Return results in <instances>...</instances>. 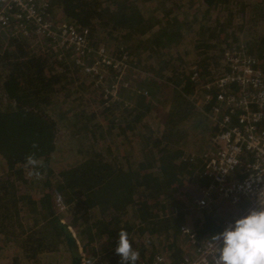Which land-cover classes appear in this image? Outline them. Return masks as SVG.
I'll return each instance as SVG.
<instances>
[{
	"label": "trees",
	"instance_id": "obj_1",
	"mask_svg": "<svg viewBox=\"0 0 264 264\" xmlns=\"http://www.w3.org/2000/svg\"><path fill=\"white\" fill-rule=\"evenodd\" d=\"M45 1V21L86 29L92 48L103 43L109 54L119 55L114 60L126 54L127 63L143 72L136 90L124 92L129 107L111 118L113 104L103 99L95 109L85 100L93 77L84 67L95 62V54L62 49L16 19V12L9 14L0 28V235L5 241L16 237L22 211L46 224L34 232L37 237L16 243L21 254L13 264H56L64 250L70 264L60 219L76 231L93 264H120L115 248L122 229L139 252L136 264H152L155 254L165 264H180L187 255L182 225L192 229L189 242L221 229L219 215L191 209L209 183L205 160L216 133L209 107L200 111L192 96L239 33L264 71V0ZM109 124L118 130L111 133ZM120 129L127 150L114 156L108 140H116ZM203 135L209 140L202 148L193 141ZM29 156L35 163L27 162ZM57 196L68 215L59 213ZM3 247L0 241V264H10Z\"/></svg>",
	"mask_w": 264,
	"mask_h": 264
},
{
	"label": "built area",
	"instance_id": "obj_2",
	"mask_svg": "<svg viewBox=\"0 0 264 264\" xmlns=\"http://www.w3.org/2000/svg\"><path fill=\"white\" fill-rule=\"evenodd\" d=\"M0 4V28L8 25L9 14L14 11L16 19L31 24L36 34L46 35L60 48H73L80 54L86 50L88 31L68 24L56 28L45 21V0H0ZM100 61L101 65L110 63L106 55ZM94 70L92 66L85 69L88 73ZM210 74L192 96L200 111L205 113L209 107L206 115L216 133L205 160L204 176L209 183L191 209L219 215V234L250 210L264 208V75L258 69V59L241 41L222 51L219 65ZM197 77L193 73L191 79ZM225 206H230L228 212ZM191 231L188 225L180 228L182 236ZM187 243L189 250L180 264H213L217 244L212 238ZM152 264H165L163 255L155 254Z\"/></svg>",
	"mask_w": 264,
	"mask_h": 264
},
{
	"label": "rangeland",
	"instance_id": "obj_3",
	"mask_svg": "<svg viewBox=\"0 0 264 264\" xmlns=\"http://www.w3.org/2000/svg\"><path fill=\"white\" fill-rule=\"evenodd\" d=\"M182 7H185L184 3L182 4ZM188 19H190V15H188ZM236 21H237V19H236ZM233 25H234V23H231V22L230 23H226V22L224 23V26L230 28L231 31H234V32L238 31L239 28L233 29ZM224 31L226 33H228V35L231 34V32L229 30H224ZM259 31H260L259 28L255 29L256 34H258L257 32H259ZM242 36H243V34H241V33H239L237 35V42L243 41ZM232 39H234V37H232ZM86 52H91V53L95 54V62L90 66L88 65L89 67H91V66L94 67L95 70L93 72L88 73L85 71V69L87 67H84L85 73L89 74V76L91 75L90 77H93V80L85 85L87 88V90L85 92V96H86L85 100L87 101L89 99L91 101V103H93V105L96 103L95 106H92L95 109H97V103L102 101L103 99L106 100L105 103L110 104L111 106L113 104L115 107H117V109L115 108L113 110V114L110 115L111 118H113L114 113L117 115L119 113H122V110H124V108L129 107V102H128V100H125L126 95L124 94V92L126 90L128 91L130 89L131 90V92H129V96H130L133 93V91L136 90V88L138 87L136 84V78L138 76H140V70H141L140 66L134 67V65L132 66L129 63H127L128 57L126 54H124L120 58L117 57V59L114 60V58L116 56H119V55H116V52H113V54L112 53L109 54L108 49L105 47V45L103 43H100L99 45H97V48L94 49L91 47V45L89 44V41H88L85 53ZM102 55H106V60L108 61V59H109L110 63H112L111 65H113L112 69H113V72L115 73L114 82L110 80L112 78L111 77L112 75L108 72V65H110V63L107 64V68L105 70L99 69V66L101 65L100 59L102 58ZM136 63H137V60H135L133 57V64H136ZM141 72H143V71L141 70ZM143 76H144V73H141V78ZM163 80H165V79H163ZM166 86H168V85H166ZM165 90L170 92V90L168 88H165ZM164 94L166 95V92ZM123 102H124V104H123ZM123 119H124V117H123ZM154 119L155 118L153 117V119L149 122L152 123L154 121ZM122 123L123 122H121L120 125ZM109 126H110L111 133H114L116 130H118L117 127H115V128L112 127V124H109ZM109 126H108V130H109ZM108 130H105V132L107 133ZM200 132L201 133L203 132V133H206L209 135V132H207V131L200 130ZM119 133H120V135L116 140H108V143L113 144L112 149L113 150L115 149L118 151V153H117V151L115 152L114 156L120 155V152H122V149L127 150L126 145H125V139H123L121 129L119 130ZM208 140H209L208 137L203 135V137L200 136L199 139L194 140L193 143H195L197 146L203 148V146L207 144ZM56 202H57V205L59 206V213L61 215H65V216L68 215L67 214L68 212H66V207L64 206L62 198L60 196L56 197ZM229 208H230V206H225V208L223 207L224 211H227V212H228L227 209H229ZM20 217H22L20 224H23V225L28 224V225H31L32 228L25 231L24 227L22 225L21 227L16 228V232H17L15 235L16 237L14 236L15 237L14 239H8L6 241H5V235L4 234L0 235V241H1V243L4 244V247L1 251V253H5V257L7 260L10 259V264L14 263V260L12 261V258L16 259V258H18L17 256H20V254H21L20 251L18 249H16V246H17L16 243H21V240H25L28 237L31 239L37 237L36 235H34V232L37 230L39 232H41V230L39 228H41V226L46 225V224H44V221H41V220L33 221L32 215H30V217L26 219V215H25L24 211L21 212ZM34 219H36V218H34ZM60 222L66 224L65 219H60ZM36 224H37V226H36ZM67 226L69 227L70 231L72 232V234L74 235V237L76 239L79 256L82 259L81 264H93V259L88 260L85 256L84 252L82 251L80 239L78 238L76 231L70 225H67ZM42 230H45V229H42ZM21 231L25 234H23V235L18 234ZM181 239L183 241V244L181 245V247H182L183 251L187 252L189 250V248H188L189 244L187 243L188 238L186 236H182ZM155 240H157V239H155ZM158 244H159V241L157 240L156 241L157 247H158ZM169 244H170V242H169ZM52 254L53 253H50L47 255H52ZM65 255H67V253L64 250L62 252V256L59 257L58 259H56V264H64V262H65V264H67L66 263L67 259H66ZM52 258L55 259V254ZM6 259H3L2 262H6ZM42 260H43V257L40 258V262H43ZM53 261H51V262H53ZM52 264H54V263H52Z\"/></svg>",
	"mask_w": 264,
	"mask_h": 264
},
{
	"label": "clouds",
	"instance_id": "obj_4",
	"mask_svg": "<svg viewBox=\"0 0 264 264\" xmlns=\"http://www.w3.org/2000/svg\"><path fill=\"white\" fill-rule=\"evenodd\" d=\"M27 162L35 163L32 156ZM128 236L123 229L118 233L115 254L120 257V264H136L139 260V252ZM212 239L217 244L213 264H264V208L250 210Z\"/></svg>",
	"mask_w": 264,
	"mask_h": 264
},
{
	"label": "water",
	"instance_id": "obj_5",
	"mask_svg": "<svg viewBox=\"0 0 264 264\" xmlns=\"http://www.w3.org/2000/svg\"><path fill=\"white\" fill-rule=\"evenodd\" d=\"M258 69H260L264 75V71L260 68L259 60H258ZM57 226L59 228L60 233L62 234L66 249L70 251L71 253L70 254V264H81L82 259L79 256L77 242H76L74 235L70 231L69 227L65 223H62V222H59Z\"/></svg>",
	"mask_w": 264,
	"mask_h": 264
},
{
	"label": "crops",
	"instance_id": "obj_6",
	"mask_svg": "<svg viewBox=\"0 0 264 264\" xmlns=\"http://www.w3.org/2000/svg\"><path fill=\"white\" fill-rule=\"evenodd\" d=\"M162 92H164V91H162ZM165 93V92H164ZM167 95V94H166ZM155 118V117H154Z\"/></svg>",
	"mask_w": 264,
	"mask_h": 264
}]
</instances>
